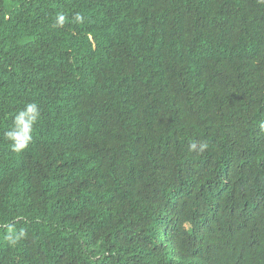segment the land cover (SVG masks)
Masks as SVG:
<instances>
[{"label": "trees", "instance_id": "1", "mask_svg": "<svg viewBox=\"0 0 264 264\" xmlns=\"http://www.w3.org/2000/svg\"><path fill=\"white\" fill-rule=\"evenodd\" d=\"M0 264H264V0H0Z\"/></svg>", "mask_w": 264, "mask_h": 264}, {"label": "clouds", "instance_id": "2", "mask_svg": "<svg viewBox=\"0 0 264 264\" xmlns=\"http://www.w3.org/2000/svg\"><path fill=\"white\" fill-rule=\"evenodd\" d=\"M60 21L63 22V16H60ZM37 109L34 104H29L26 111H22L15 119V124L18 130H12L6 133L9 139L18 141L13 143L12 147L15 151H21L31 140L32 124L36 120ZM28 117V119H25Z\"/></svg>", "mask_w": 264, "mask_h": 264}]
</instances>
